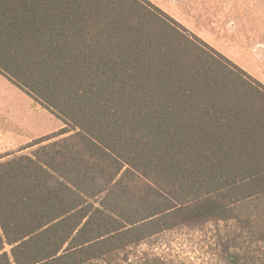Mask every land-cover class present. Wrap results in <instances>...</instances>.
I'll list each match as a JSON object with an SVG mask.
<instances>
[{
  "label": "trees",
  "instance_id": "1",
  "mask_svg": "<svg viewBox=\"0 0 264 264\" xmlns=\"http://www.w3.org/2000/svg\"><path fill=\"white\" fill-rule=\"evenodd\" d=\"M0 74L63 124L0 160V264L264 200V85L149 0H0Z\"/></svg>",
  "mask_w": 264,
  "mask_h": 264
},
{
  "label": "rangeland",
  "instance_id": "2",
  "mask_svg": "<svg viewBox=\"0 0 264 264\" xmlns=\"http://www.w3.org/2000/svg\"><path fill=\"white\" fill-rule=\"evenodd\" d=\"M153 4L173 10L185 7L191 11L195 7L197 12L211 15V34L221 48L217 51L234 55L235 63L247 32L263 38L264 45V0H155ZM225 32L232 33L227 41ZM0 84V157L29 153L35 147L20 149L32 138L63 126L5 77H0ZM26 139L32 140L24 143ZM238 211L240 220L180 223L164 230L145 227L140 229L138 242H132L134 234L130 232L124 242L108 245V250H113L105 254L107 247H98L91 253L79 252L74 259L76 264H264V200L247 203ZM90 256L97 257L88 259Z\"/></svg>",
  "mask_w": 264,
  "mask_h": 264
},
{
  "label": "crops",
  "instance_id": "3",
  "mask_svg": "<svg viewBox=\"0 0 264 264\" xmlns=\"http://www.w3.org/2000/svg\"><path fill=\"white\" fill-rule=\"evenodd\" d=\"M149 1L153 3L155 0H149ZM161 9L164 12H166L168 15H170L172 18H174L181 25L186 27L190 32H192L200 39L205 41L207 44L212 46L214 49L216 50L221 49L219 46L215 44L216 36L211 34V15L206 13H199L197 12L199 8H195V7L192 8L191 11L187 10L185 7H183L181 10L180 9L173 10L170 8H165V9L161 8ZM231 34H232L231 32L224 33L226 41L229 39L228 35L231 36ZM262 39L263 38H260L257 35H252L251 33L247 32L240 42L241 45L239 48L240 50L239 62L235 63L232 61L236 59L234 55L225 53V56L229 60H231L234 64L244 69V71H246L248 74H250L252 77L257 79L264 85V45L261 43ZM253 44H255L256 47H254ZM261 46H263L262 49L259 48ZM0 77L3 78L4 76L0 74ZM4 85L6 84L4 83ZM53 131H55V129L45 131L42 134H40V136L49 134ZM37 137L32 139H36ZM32 139H26L24 143Z\"/></svg>",
  "mask_w": 264,
  "mask_h": 264
}]
</instances>
